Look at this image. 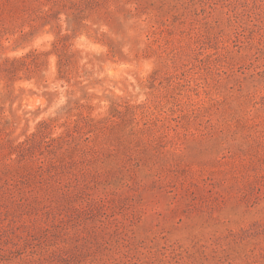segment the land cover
I'll use <instances>...</instances> for the list:
<instances>
[{
    "label": "rangeland",
    "instance_id": "obj_1",
    "mask_svg": "<svg viewBox=\"0 0 264 264\" xmlns=\"http://www.w3.org/2000/svg\"><path fill=\"white\" fill-rule=\"evenodd\" d=\"M0 264H264V0H0Z\"/></svg>",
    "mask_w": 264,
    "mask_h": 264
}]
</instances>
